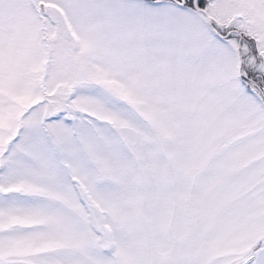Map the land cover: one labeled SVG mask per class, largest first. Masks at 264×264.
<instances>
[{"label":"snow or ice","instance_id":"1","mask_svg":"<svg viewBox=\"0 0 264 264\" xmlns=\"http://www.w3.org/2000/svg\"><path fill=\"white\" fill-rule=\"evenodd\" d=\"M0 264H264V0H0Z\"/></svg>","mask_w":264,"mask_h":264}]
</instances>
